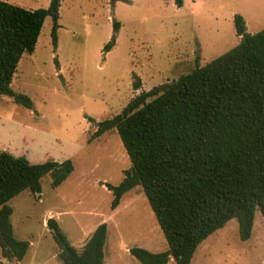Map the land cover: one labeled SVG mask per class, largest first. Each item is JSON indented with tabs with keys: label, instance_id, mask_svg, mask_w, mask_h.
Segmentation results:
<instances>
[{
	"label": "rangeland",
	"instance_id": "rangeland-1",
	"mask_svg": "<svg viewBox=\"0 0 264 264\" xmlns=\"http://www.w3.org/2000/svg\"><path fill=\"white\" fill-rule=\"evenodd\" d=\"M27 9L46 8L49 0H4ZM56 47L53 21L46 16L32 53H23L11 87L32 106L0 95V150L32 163L47 156L71 159L74 169L53 187L47 174L41 195L23 190L8 201L18 239L30 242L21 260L3 264H63L46 225L58 220L68 241L79 247L83 231L104 216L107 236L103 264H141L129 253L140 246L164 251L166 241L141 188L122 195L110 209L112 193L102 184H118L130 166L115 130L91 137L96 122L119 113L141 91L204 65L238 43L233 17L246 31L264 27V0H60ZM113 22H118L114 33ZM110 50L103 46L111 40ZM137 84V88H134ZM44 224V225H43ZM167 264H175L170 258ZM190 264H264V221L254 213L251 235L238 236L230 219L205 238Z\"/></svg>",
	"mask_w": 264,
	"mask_h": 264
},
{
	"label": "trees",
	"instance_id": "trees-1",
	"mask_svg": "<svg viewBox=\"0 0 264 264\" xmlns=\"http://www.w3.org/2000/svg\"><path fill=\"white\" fill-rule=\"evenodd\" d=\"M113 1V0H110ZM181 6L183 0H174ZM60 0L46 8L27 9L0 0V95L32 106L30 98L11 87L23 53L34 51L43 21L50 16L52 46ZM238 43L177 78L141 91L122 110L96 122L91 137L115 130L130 166L122 180L106 184L115 208L122 195L141 186L159 225L164 251L133 246L129 253L141 264H190L198 245L230 219L238 236L247 240L254 213L264 221V27L246 31L240 14L233 17ZM118 22H113L115 33ZM114 43V34L102 48ZM137 88V84H134ZM71 159L47 156L32 163L24 156L0 150V255L21 260L29 241L18 239L10 221L8 201L23 190L41 193V179L53 187L73 171ZM46 225L63 264H103L107 226L98 224L74 247L53 217ZM0 264H3L0 261Z\"/></svg>",
	"mask_w": 264,
	"mask_h": 264
},
{
	"label": "crops",
	"instance_id": "crops-1",
	"mask_svg": "<svg viewBox=\"0 0 264 264\" xmlns=\"http://www.w3.org/2000/svg\"><path fill=\"white\" fill-rule=\"evenodd\" d=\"M101 186H102L104 189H106L107 191H110V190L107 189V187L105 186V184H102ZM110 192H111V191H110ZM40 195H41V193H40ZM121 200H122V197H121V199H120L119 204H118L115 208H113V209L110 207V209H111V210H116V209L120 206ZM55 220H56V219H55ZM106 220H107V219H106L104 216H101L100 219L96 220L97 223L94 224L93 227H90V228H88L86 231H83V233L81 234V237H80V245H79V246L82 245V243L84 242V240L86 239V237L88 236V234H90V233L93 231V229H94L98 224L104 222V223L106 224V226H107V221H106ZM56 221H57V223H58V220H56ZM43 225H44V224H43ZM58 226H59V224H58ZM59 227H60V226H59ZM60 229H61V228H60ZM29 246H30V242H29ZM192 258H193V257H192Z\"/></svg>",
	"mask_w": 264,
	"mask_h": 264
}]
</instances>
